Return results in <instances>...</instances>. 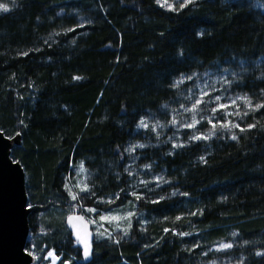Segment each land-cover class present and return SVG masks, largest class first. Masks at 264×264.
Masks as SVG:
<instances>
[{"label":"trees","instance_id":"trees-1","mask_svg":"<svg viewBox=\"0 0 264 264\" xmlns=\"http://www.w3.org/2000/svg\"><path fill=\"white\" fill-rule=\"evenodd\" d=\"M3 1L0 130L20 136L35 264L50 249L56 264H264V0ZM215 70L242 106L223 126L216 100L192 95ZM73 207L96 220L125 208L128 234L92 238L83 263Z\"/></svg>","mask_w":264,"mask_h":264},{"label":"rangeland","instance_id":"rangeland-1","mask_svg":"<svg viewBox=\"0 0 264 264\" xmlns=\"http://www.w3.org/2000/svg\"><path fill=\"white\" fill-rule=\"evenodd\" d=\"M190 0H158L160 5L164 7L171 8L175 2H189ZM8 4L7 1L0 2V9L4 8V5ZM229 78L227 77V73L222 70H215V72H207L203 76H201L197 81L194 82L195 84V92H193V96L197 98V102H201L202 99L206 95H211L212 98L216 100L215 108L220 111L217 115H212L210 120L212 121L213 125L215 126H223L229 124L233 121L235 117V112H238L242 106H239L238 97H230L224 92V96L220 94L222 88L227 86ZM188 90L187 93H189ZM187 97V106L183 109L178 110V115H174L173 118V126L178 129H182L185 126H188L191 118L188 116V113H192L193 106L192 104L189 105L191 101L192 95L189 93ZM189 99V100H188ZM209 99H206L208 101ZM215 109V110H216ZM192 110V111H191ZM181 111V115L179 114ZM214 112V111H213ZM173 116V115H172ZM176 118V119H175ZM207 118V117H206ZM209 122V121H208ZM198 136H202L199 134ZM86 179L87 174L85 169L82 165H78L75 167L74 172L68 175L67 182L69 185L71 192V203H73L74 197L78 195L79 192H82L86 188ZM70 210V209H69ZM67 211L64 214V221L66 222V218L71 215L79 214L77 207H73V210ZM132 213L125 208L122 209H111L105 211L100 214V218L98 217L97 220L93 217H89V219L84 218L86 226H88L92 232L93 239H106L114 235V232H119L122 236H126L128 234L129 225H130V217ZM108 224L109 227L106 225ZM84 226V228L86 227ZM84 228L74 230L73 236L81 242L83 245L84 235H81V232L84 231ZM39 236V235H37ZM32 243L35 244V241L32 240ZM230 246L228 242H222L216 245L214 248L216 250H224ZM36 254H31L33 259L31 264H35L36 256L40 255L39 251L35 252ZM59 256L53 249L46 251L43 255V259L48 261L51 260L52 264H55L58 261ZM43 261V260H42ZM69 263V261L64 262L63 264ZM203 264H228L226 259L216 258L211 261H207ZM242 264V263H240Z\"/></svg>","mask_w":264,"mask_h":264},{"label":"water","instance_id":"water-1","mask_svg":"<svg viewBox=\"0 0 264 264\" xmlns=\"http://www.w3.org/2000/svg\"><path fill=\"white\" fill-rule=\"evenodd\" d=\"M19 140V135L8 138L0 130V264H31L33 259L25 249L30 213L25 174L21 164L10 155L11 148ZM66 222L72 231L85 226L80 214L68 216ZM83 234L86 251L82 261L86 263L93 235L89 227L84 229Z\"/></svg>","mask_w":264,"mask_h":264},{"label":"flooded vegetation","instance_id":"flooded-vegetation-1","mask_svg":"<svg viewBox=\"0 0 264 264\" xmlns=\"http://www.w3.org/2000/svg\"><path fill=\"white\" fill-rule=\"evenodd\" d=\"M71 215H74V214H71ZM86 227H88V226H86ZM81 235H84L83 231L81 232ZM79 244H80V247L82 248V254H83V257H84V252L86 251V244H85V242H83L84 247L82 246L81 242H79ZM90 247H91V240L89 241V249H90ZM89 252H90V250H89Z\"/></svg>","mask_w":264,"mask_h":264}]
</instances>
